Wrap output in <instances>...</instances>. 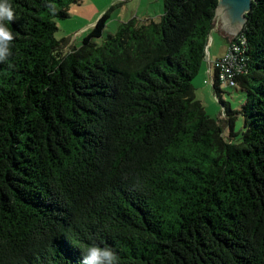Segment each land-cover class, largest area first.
Segmentation results:
<instances>
[{"label":"trees","instance_id":"16d2710c","mask_svg":"<svg viewBox=\"0 0 264 264\" xmlns=\"http://www.w3.org/2000/svg\"><path fill=\"white\" fill-rule=\"evenodd\" d=\"M80 1L8 0L0 264H81L93 243L118 264H264V0L231 39L233 84L212 65L225 119L191 84L217 0H163L159 19H128L98 43L105 11L63 51L54 19ZM222 84L244 91L239 109Z\"/></svg>","mask_w":264,"mask_h":264},{"label":"rangeland","instance_id":"374dc122","mask_svg":"<svg viewBox=\"0 0 264 264\" xmlns=\"http://www.w3.org/2000/svg\"><path fill=\"white\" fill-rule=\"evenodd\" d=\"M163 0H81L79 3H71L68 8L69 15L64 18H55L56 31L54 37L57 40H63L65 51L69 46H78L83 36L87 35L90 28L105 11H108L105 27L101 36L94 38L95 42H102L109 33H116L121 22L135 18L141 19L153 18L159 19L162 13ZM221 21H214V26L208 36L207 50L205 58L200 64L198 73L191 79L194 88V97L199 99L204 106L205 112L215 119H225L222 114V105L215 97V91L211 85L210 65L215 58L220 59L228 50L229 35L220 33ZM213 65V64H212ZM222 93L219 98L229 105L231 111L240 108L244 100V91L239 87L220 86ZM222 121L221 125L224 126ZM243 118L237 113L234 115L233 129L236 132L234 138H239L240 131L243 128ZM223 134L229 138L227 127H224ZM233 138V139H234Z\"/></svg>","mask_w":264,"mask_h":264},{"label":"clouds","instance_id":"9594fccd","mask_svg":"<svg viewBox=\"0 0 264 264\" xmlns=\"http://www.w3.org/2000/svg\"><path fill=\"white\" fill-rule=\"evenodd\" d=\"M13 19L14 12L8 0H0V62L5 61L11 55L10 45L14 40V35L6 26L5 21ZM81 264H118V255L111 247H101L93 243L82 254Z\"/></svg>","mask_w":264,"mask_h":264},{"label":"water","instance_id":"95a60500","mask_svg":"<svg viewBox=\"0 0 264 264\" xmlns=\"http://www.w3.org/2000/svg\"><path fill=\"white\" fill-rule=\"evenodd\" d=\"M251 2L252 0H217L214 21H221L222 35H229V39H232L239 34L246 21V13L251 8Z\"/></svg>","mask_w":264,"mask_h":264},{"label":"built area","instance_id":"2783aa9c","mask_svg":"<svg viewBox=\"0 0 264 264\" xmlns=\"http://www.w3.org/2000/svg\"><path fill=\"white\" fill-rule=\"evenodd\" d=\"M228 50L222 56V58L214 61L213 66L218 67L219 69V77L222 79V83L232 85L233 82L231 80V73L234 70L235 66H237L235 62L234 52L237 51V45L233 43V41H229Z\"/></svg>","mask_w":264,"mask_h":264},{"label":"crops","instance_id":"0c3cea01","mask_svg":"<svg viewBox=\"0 0 264 264\" xmlns=\"http://www.w3.org/2000/svg\"><path fill=\"white\" fill-rule=\"evenodd\" d=\"M226 42H228V39L226 40ZM215 60H217V58H215ZM215 60H214V61H215ZM213 63H214V62H213ZM213 63H212V64H213ZM212 64L210 65V68H209V70H210V77H211L212 69H213ZM211 79H212V77H211ZM211 79H210V80H211Z\"/></svg>","mask_w":264,"mask_h":264}]
</instances>
